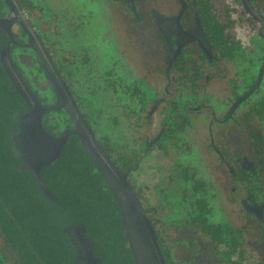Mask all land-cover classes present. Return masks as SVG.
Segmentation results:
<instances>
[{
	"label": "flooded vegetation",
	"instance_id": "1",
	"mask_svg": "<svg viewBox=\"0 0 264 264\" xmlns=\"http://www.w3.org/2000/svg\"><path fill=\"white\" fill-rule=\"evenodd\" d=\"M66 1L0 0V63L25 102L11 134L17 171L25 181L20 170L31 172L47 204L85 219L65 218L72 248L48 251L42 264H89L64 230L71 226L107 264L97 225L84 223L91 218L111 227L112 264H135L131 238L148 230L164 264H264V0H89L80 12L95 27L86 33L111 52L101 70L71 46L80 24ZM5 49L47 109L40 125L52 139L30 122L40 108L13 84ZM33 152L55 198L30 168ZM77 153L91 175L80 191L48 172ZM94 195L108 197L106 211Z\"/></svg>",
	"mask_w": 264,
	"mask_h": 264
},
{
	"label": "trees",
	"instance_id": "2",
	"mask_svg": "<svg viewBox=\"0 0 264 264\" xmlns=\"http://www.w3.org/2000/svg\"><path fill=\"white\" fill-rule=\"evenodd\" d=\"M24 110V100L12 86L0 63V225L21 256H28L31 262L36 260L42 264V261H50L48 251L58 248L59 251L67 252L72 248V243L61 232V224L65 222V218L70 221L76 218L81 221H85V219L82 216L75 217L70 212L63 211L54 203L47 204L45 200L48 199L34 188L33 182L30 181L31 179L34 181L30 171L20 170V173L29 175L27 181L20 177L17 171L19 160L11 148L13 141L11 134L17 129L18 119L16 117H20ZM79 155L77 153L71 158H67L68 155L63 154L61 160L56 163L57 168L48 170L49 175H66L76 184L73 187L80 191V184L84 178L91 175H85ZM69 162H71L70 171L66 169ZM94 177L95 175H92V179ZM76 196L83 197L80 193ZM60 198L67 204L64 196H60ZM87 198L97 204L96 198H98L100 204L105 205L104 210H107L109 200L106 195L102 197L94 195ZM98 206L100 207V205ZM98 211L100 217L97 220L100 221L104 218L102 212L99 209ZM92 222L97 225L100 233L97 239L98 249L106 263L112 264L108 254L111 252L117 254L118 251L116 250L117 245L114 243L115 239L110 233L111 227H106V225L101 227V223H97L96 218H91L84 223L89 229ZM107 223L111 224V221L105 218L104 224ZM62 237L65 238V242ZM116 261L122 262L123 257L119 256Z\"/></svg>",
	"mask_w": 264,
	"mask_h": 264
},
{
	"label": "water",
	"instance_id": "3",
	"mask_svg": "<svg viewBox=\"0 0 264 264\" xmlns=\"http://www.w3.org/2000/svg\"><path fill=\"white\" fill-rule=\"evenodd\" d=\"M7 50L8 49L4 50L3 53L5 54V56L2 57L1 61L5 65V68L8 71V74L13 84L18 89L20 94L33 105L34 109L37 106H39L40 108V105L37 102L36 98L33 96L28 86L23 82L21 76L15 70L14 66L10 62L9 54ZM46 110H47L46 108H40L38 113L34 112L31 116L30 122L34 123L36 127L39 128V131L43 135H45L49 139H52L51 136L47 135L42 130L40 125V116L42 112ZM64 138H65V133L63 134L62 137L58 138L57 140L58 141L64 140ZM57 152L58 149H55L53 155L55 156ZM32 155H33V160L30 163V168L32 169L33 173L37 176L36 178L40 184L41 189L45 192L47 196L51 198H55L53 192L50 191L48 187L44 185L40 176V168L42 164L46 161L43 159L41 160L42 155H39V152H33ZM37 159H39V161H35ZM75 228H77V230H75ZM75 228L71 226L70 228L66 229L65 227L64 230L65 232L67 231L69 232L70 239L76 245V248L79 251V257L84 259H86V256L89 257L91 259L89 260V264H102L99 258L93 255V250L90 246L91 244L89 242L88 237L85 235L84 229L81 226H76ZM75 231H77L78 234ZM132 240L133 239L131 238V244H132L131 246L134 251L135 264H164L157 243V239L154 237L151 231L148 230L147 237L144 239L135 238L134 240L135 244H133L134 242ZM147 252H149L150 254L145 255L147 254ZM20 255L19 252L14 248V244L12 243V241L9 238H7L5 230L0 225V264H34V262H31L29 258H24V257L22 258Z\"/></svg>",
	"mask_w": 264,
	"mask_h": 264
},
{
	"label": "rangeland",
	"instance_id": "4",
	"mask_svg": "<svg viewBox=\"0 0 264 264\" xmlns=\"http://www.w3.org/2000/svg\"><path fill=\"white\" fill-rule=\"evenodd\" d=\"M79 1L80 2H77V0H67L65 2V6H63L67 9L66 16L68 17V19H75L80 24V28L78 30L79 36L74 37V40L72 39L73 42L71 46H74L75 50H86L90 58L91 65L95 66L97 70H101L110 65L111 52H109V48L100 43V41L99 43H95L97 39L93 38L91 34L86 33L88 28L92 29L95 27V25L91 24L90 26H88L89 17L87 18V20H85L84 17L87 15L80 11H86L93 3H91L89 0ZM52 7L53 5L51 3V8ZM70 10H76V12L71 13ZM96 15H101L98 8H96ZM86 42H88L89 44H86ZM82 47H84L85 49Z\"/></svg>",
	"mask_w": 264,
	"mask_h": 264
}]
</instances>
